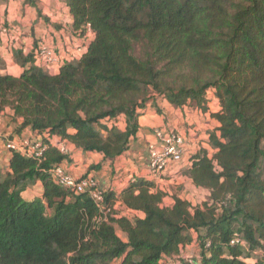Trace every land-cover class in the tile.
Instances as JSON below:
<instances>
[{"label":"trees","instance_id":"obj_1","mask_svg":"<svg viewBox=\"0 0 264 264\" xmlns=\"http://www.w3.org/2000/svg\"><path fill=\"white\" fill-rule=\"evenodd\" d=\"M63 1L72 29L94 35L82 57L49 73L19 51V76L0 69V113L9 108L19 136L30 129L47 145L40 158L12 151L0 177V264H264V0ZM210 91L215 152L198 150L186 171L210 192L202 204L166 205L156 181L139 177L107 191L104 213L87 192L54 182L69 158L63 140L114 160L149 104L206 111ZM36 182L42 197L24 200ZM117 201L144 217L122 215Z\"/></svg>","mask_w":264,"mask_h":264},{"label":"crops","instance_id":"obj_2","mask_svg":"<svg viewBox=\"0 0 264 264\" xmlns=\"http://www.w3.org/2000/svg\"><path fill=\"white\" fill-rule=\"evenodd\" d=\"M34 3H28L27 0H0V24L7 27L6 34L0 32V69L3 74L19 76L23 72L24 66L16 57L19 51L23 55H29L40 45H47L57 52L80 59L93 39L92 32L80 35L72 29L73 19L63 0H35ZM207 107L206 111L190 104L178 107L159 97L155 106L149 104L139 116L140 129L131 141L129 150L114 160L106 159L100 153L85 152L68 140L58 143L61 140L58 136L51 137V141L58 143L60 149H66L64 153L69 158L62 164L72 174L79 177L93 175L101 185L118 195L132 179L145 177L154 179L157 187L167 194L164 200L166 205L173 204L175 196L188 200L193 205L202 204L210 192L196 187L186 171L190 166V157L198 150L207 149L210 155L215 152L209 143V137L212 131L219 134L221 124L211 115L219 107L213 91L209 93ZM165 125L176 129L187 139L184 164L181 167L172 164L159 177H152L148 146L155 140L154 128ZM15 128L12 111L7 108L0 113V177L9 171L12 152L6 143L19 137ZM22 134L31 135L32 131L26 129ZM94 165L101 166L92 169ZM31 192L35 196H31ZM42 193L41 183L36 182L22 193V197L31 201L41 198ZM115 209L129 218L144 217L142 212L128 209L120 201L116 202ZM118 234L124 240L127 239L119 229ZM192 246L195 247L194 244L186 246L183 253L188 254V248ZM195 251L197 252L196 249ZM120 262L121 259H115L111 264Z\"/></svg>","mask_w":264,"mask_h":264},{"label":"built area","instance_id":"obj_3","mask_svg":"<svg viewBox=\"0 0 264 264\" xmlns=\"http://www.w3.org/2000/svg\"><path fill=\"white\" fill-rule=\"evenodd\" d=\"M87 31L92 32L89 26ZM0 32L7 33V27L3 23L0 24ZM76 60H79V58L74 55L63 54L47 45H40L34 51L33 63L46 72L55 73L66 63ZM154 137L155 140L148 146L149 170L152 177H159L170 165L184 161L187 151V139L170 126L155 127ZM6 146L11 152L19 151L30 158H40L47 149L46 143L33 137V135H20L17 138L10 139ZM61 151L66 152V149L62 148ZM52 176L58 186L75 194L87 192L100 211L109 212L106 207V193L109 189L101 185L97 177L93 175L76 176L63 164L53 169ZM188 264L195 263L189 258Z\"/></svg>","mask_w":264,"mask_h":264},{"label":"rangeland","instance_id":"obj_4","mask_svg":"<svg viewBox=\"0 0 264 264\" xmlns=\"http://www.w3.org/2000/svg\"><path fill=\"white\" fill-rule=\"evenodd\" d=\"M121 124H122V121H121ZM183 164H184V162L179 163V164H176V167H181ZM30 195H31V196H35V194H34L33 192H31ZM22 198H23L24 200L26 199L25 196L22 197ZM205 198H206V197H205ZM119 234H121V233H119ZM187 253H188V254H186V253L183 254V255H184V258H188L189 255H196V254H197V252L195 251V248H193V246L190 247V248H188V252H187Z\"/></svg>","mask_w":264,"mask_h":264}]
</instances>
